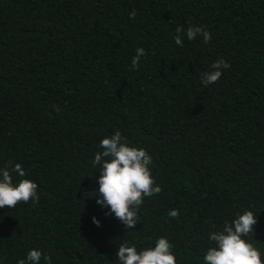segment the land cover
<instances>
[{"label":"trees","instance_id":"16d2710c","mask_svg":"<svg viewBox=\"0 0 264 264\" xmlns=\"http://www.w3.org/2000/svg\"><path fill=\"white\" fill-rule=\"evenodd\" d=\"M190 25L212 39L176 46ZM220 58L231 67L204 87ZM116 131L152 155L161 187L128 232L94 198V156ZM17 162L39 199L0 209V264L33 248L117 264L119 244L160 236L201 264L209 232L243 210L264 249V0H0V167Z\"/></svg>","mask_w":264,"mask_h":264},{"label":"clouds","instance_id":"9594fccd","mask_svg":"<svg viewBox=\"0 0 264 264\" xmlns=\"http://www.w3.org/2000/svg\"><path fill=\"white\" fill-rule=\"evenodd\" d=\"M135 12L130 14L134 17ZM176 46L183 47L188 41L202 37L208 43L210 32L199 25H190L186 30L176 29ZM145 49L137 48L131 61L138 68ZM231 67L224 58L210 65V69L201 73L200 83L208 87L218 81L223 72ZM100 151L94 156L93 164L99 170L98 185L94 190L96 203L106 209V215H114L125 228L132 231L139 221V210L146 197L161 192V187L152 176L153 157L142 147L131 145L120 131L105 136L99 144ZM39 199L38 184L27 178L25 168L17 162L11 166L0 167V209H11L19 203H35ZM178 216L173 209L168 213ZM93 223L100 221L93 217ZM258 215L252 210L237 212L221 228L208 234L209 246L204 251L201 264H264V249L257 246L253 238ZM175 245L167 236H160L153 244L138 248L132 243L119 244L116 252L117 264H178ZM42 257L49 261L43 251L30 249L17 264H40Z\"/></svg>","mask_w":264,"mask_h":264}]
</instances>
